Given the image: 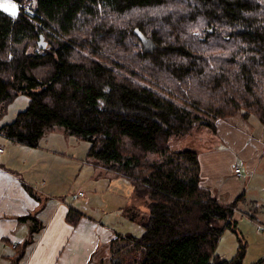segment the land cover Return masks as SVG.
<instances>
[{
	"label": "trees",
	"instance_id": "16d2710c",
	"mask_svg": "<svg viewBox=\"0 0 264 264\" xmlns=\"http://www.w3.org/2000/svg\"><path fill=\"white\" fill-rule=\"evenodd\" d=\"M14 1L16 16L0 9V119L19 94L30 100L0 135L36 148L61 127L145 199L141 234H116L109 264H243L240 240L230 259L217 253L237 235V200L200 186L199 153L184 146L219 120L264 127V0ZM81 215L70 207L65 220ZM18 219L32 223L13 264L42 228Z\"/></svg>",
	"mask_w": 264,
	"mask_h": 264
},
{
	"label": "crops",
	"instance_id": "0c3cea01",
	"mask_svg": "<svg viewBox=\"0 0 264 264\" xmlns=\"http://www.w3.org/2000/svg\"><path fill=\"white\" fill-rule=\"evenodd\" d=\"M224 121L216 123V130L223 132L226 137L225 142H222L224 150L205 157L198 154L200 186L211 192L220 203L229 204L237 200L233 214L236 222L239 219L236 215H244V219L256 225L262 224L255 217L258 207H253L250 202L246 207L250 212H246L240 202L245 199L246 192H264L263 180L249 174L243 181L242 177L235 175L234 169L242 168L241 164L253 155L264 156V143L254 141L240 132H232V125ZM0 147L4 149L1 155L5 153V146L0 143ZM5 156L0 158V264H13V246L28 238L32 222L18 219L25 216H35L42 223V228L33 234V241L18 264H109V243L116 234L125 233L119 231L123 227L103 221L101 213L104 205L98 201L97 207L88 209V204L78 201L85 196L84 192H74L64 197L60 193L33 189L41 197L39 203L26 192L22 180L11 171ZM90 162L88 164L91 166L93 162ZM96 168L103 171L100 166ZM70 207L82 214L74 226L65 220ZM227 233L220 240V245L224 243L225 246L227 243L229 246L227 251L219 254L222 259H229L227 252L231 250V244L223 242ZM232 245L236 251V244Z\"/></svg>",
	"mask_w": 264,
	"mask_h": 264
},
{
	"label": "rangeland",
	"instance_id": "374dc122",
	"mask_svg": "<svg viewBox=\"0 0 264 264\" xmlns=\"http://www.w3.org/2000/svg\"><path fill=\"white\" fill-rule=\"evenodd\" d=\"M2 2L4 0H0V3ZM12 2L16 3L14 0ZM4 12L11 15L10 12ZM29 100L30 97L25 94L15 97L0 119V128L13 122L17 114L28 107ZM224 122L232 125V132H240L246 137L253 138L254 141L259 140L264 143V127L255 117L252 116L247 120L234 117ZM185 140L187 143L184 147L192 148L205 157L224 150L222 142H225L226 137L219 130L213 132L207 127H202ZM0 143L5 146L4 154L8 158V166L24 185L28 183L27 185H32L34 188L30 187L34 190L56 192L63 194L64 197L70 193L84 192L85 196L80 197L78 201L88 204V209H94L98 206L97 202H101L104 205L101 213L103 221L123 227V230L119 231L125 234H141L142 228L134 221L141 220L147 215L145 199L135 194L133 186L127 180L115 177L104 170L100 172L93 164L90 166L88 163L93 159L87 156L89 148L87 142L67 134L61 127H55L44 133L36 148L20 146L3 136H0ZM4 154H1L0 158ZM262 156L263 154L257 157L253 155L241 164L243 173L241 180L244 181L246 175L252 174V177L256 175L257 178L262 179L264 185V156L263 158ZM89 198L90 201L87 203ZM244 198L240 202L241 208L250 212L246 207L252 202L253 207H258L255 217L262 224L256 225L249 219H244V215H236L239 219L233 229L237 236L228 231L223 242L227 241L231 244V250L227 252L230 259L236 253L232 243L237 247L240 240L246 246L243 264H252L264 258V232L257 230L258 226L264 224V192H246ZM227 248H229L227 243L225 246L224 243L223 245L219 243L217 253H223Z\"/></svg>",
	"mask_w": 264,
	"mask_h": 264
},
{
	"label": "snow or ice",
	"instance_id": "6c2138e0",
	"mask_svg": "<svg viewBox=\"0 0 264 264\" xmlns=\"http://www.w3.org/2000/svg\"><path fill=\"white\" fill-rule=\"evenodd\" d=\"M0 9L10 12L11 15L15 16L18 11V5L12 2V0H4V2L0 3Z\"/></svg>",
	"mask_w": 264,
	"mask_h": 264
},
{
	"label": "built area",
	"instance_id": "2783aa9c",
	"mask_svg": "<svg viewBox=\"0 0 264 264\" xmlns=\"http://www.w3.org/2000/svg\"><path fill=\"white\" fill-rule=\"evenodd\" d=\"M26 9H30V7H29V6H26ZM3 151H4V149H3L2 147H0V153H2ZM234 173H235V175H236L237 177H243V173H242V171H241V168H239V167H236V168L234 169ZM257 230H258L259 232H264V226H263V225L258 226ZM14 247H15V245L13 246V248H14Z\"/></svg>",
	"mask_w": 264,
	"mask_h": 264
}]
</instances>
